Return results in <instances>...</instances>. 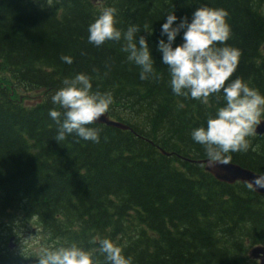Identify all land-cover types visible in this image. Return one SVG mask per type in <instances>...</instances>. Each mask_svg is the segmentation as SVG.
Instances as JSON below:
<instances>
[{
	"label": "trees",
	"instance_id": "trees-1",
	"mask_svg": "<svg viewBox=\"0 0 264 264\" xmlns=\"http://www.w3.org/2000/svg\"><path fill=\"white\" fill-rule=\"evenodd\" d=\"M202 5L228 12L226 43L241 52L229 79L264 95V0H0V264H37L7 247L22 220L48 244L93 252L95 264H105L104 238L132 264H256L247 252L264 246V195L191 162L207 158L191 130L222 106V95L203 102L173 94L155 47L166 15L179 23ZM106 6L116 8L117 28L135 24L148 41L151 78H139L122 41L88 42V25ZM77 73L89 76L92 91L111 93L107 114L131 131L93 122L99 142L55 139L51 95ZM248 139L247 151L223 161L264 174V134Z\"/></svg>",
	"mask_w": 264,
	"mask_h": 264
},
{
	"label": "clouds",
	"instance_id": "clouds-1",
	"mask_svg": "<svg viewBox=\"0 0 264 264\" xmlns=\"http://www.w3.org/2000/svg\"><path fill=\"white\" fill-rule=\"evenodd\" d=\"M116 12L111 6L103 8L88 25V42L98 47L105 41H122L121 50L127 61L139 68V78H151L155 61L148 41L135 24L123 31L117 28ZM227 16L223 8L202 5L191 13L190 19L181 17L174 24L177 16L172 12L163 19L155 44L160 63L167 66L173 94L203 102L209 96L222 95V106L216 107L214 115H209L205 124L190 133L193 142L203 147L209 165L222 162L229 153L247 151L248 138L264 120V95L238 76L229 79L241 52L226 43L231 34ZM178 34L181 42L175 43ZM61 59L68 64L72 62L69 56ZM51 102L58 106L48 113L57 123L56 140L75 134L82 140L99 142V129L89 125L108 111L113 103L110 92L92 91L89 76L77 73L63 79L62 87L51 95ZM250 186L264 189V174L253 177ZM98 245L105 264H132L131 258H126L121 248L108 238L99 239ZM37 264H95V261L93 252L70 243L42 247Z\"/></svg>",
	"mask_w": 264,
	"mask_h": 264
},
{
	"label": "water",
	"instance_id": "water-1",
	"mask_svg": "<svg viewBox=\"0 0 264 264\" xmlns=\"http://www.w3.org/2000/svg\"><path fill=\"white\" fill-rule=\"evenodd\" d=\"M92 3H95L97 1H102V0H89ZM98 123H103L107 126L113 127V128H118V129H123V130H130V127L122 124L117 121H113L108 118L106 114H103L99 120L95 121ZM167 154V153H164ZM169 155V154H167ZM197 164H203L205 171L210 173L216 180L224 182V183H233L235 181H241L244 183L251 184V181L253 177H258L259 174H255L251 171L248 170H242L238 166H232L231 164L227 162H219V163H213L209 165L207 163V159H201V160H194L191 161ZM253 188V187H252ZM253 190L257 193H264V189H254ZM11 248V245L9 246ZM258 253H261L262 256L260 257L261 260L259 264H264V247H255L250 250V257L254 258L255 255ZM255 259V258H254Z\"/></svg>",
	"mask_w": 264,
	"mask_h": 264
},
{
	"label": "rangeland",
	"instance_id": "rangeland-1",
	"mask_svg": "<svg viewBox=\"0 0 264 264\" xmlns=\"http://www.w3.org/2000/svg\"><path fill=\"white\" fill-rule=\"evenodd\" d=\"M30 221H20L15 223L10 237H14L11 243L13 244L14 252L16 255H22L25 258L32 255L38 257V253L42 247H50L45 242L43 232ZM14 231V232H13ZM9 236L6 238V244L10 243Z\"/></svg>",
	"mask_w": 264,
	"mask_h": 264
},
{
	"label": "bare ground",
	"instance_id": "bare-ground-1",
	"mask_svg": "<svg viewBox=\"0 0 264 264\" xmlns=\"http://www.w3.org/2000/svg\"><path fill=\"white\" fill-rule=\"evenodd\" d=\"M252 5H253V4H252ZM104 90H105V89H104ZM94 123H98V122H94ZM254 134L257 135V136H261V135L264 134V120H262V122L257 126L256 131H255ZM254 144H255V143H254ZM191 161H193V160H191ZM223 162H226V161H223ZM227 163H229V162H227ZM229 164H231L232 166H235V167L238 166V167H239L240 169H242V170H248V171H251V170H249V169L242 168V167H240L239 165L234 164V163H229ZM251 172H253V171H251ZM253 173H255V172H253ZM255 174H258V173H255ZM259 175H261V174H259ZM236 182H239V183H243V184L248 185V186L251 188V190H252L255 194H258V195H264V193H257V192H255V191L253 190L252 186H250V184H248V183H244V182H241V181H235V182H233V183H227V184H230V185H231V184H234V183H236ZM255 247H264V246H262V245H255V246L249 248V250H248V252H247V257H248V259H250V260H252V261H255L256 264H259V262H260V260H261L260 257L262 256L261 253H258L257 255H255V257H254L255 259L250 257V250L253 249V248H255Z\"/></svg>",
	"mask_w": 264,
	"mask_h": 264
}]
</instances>
